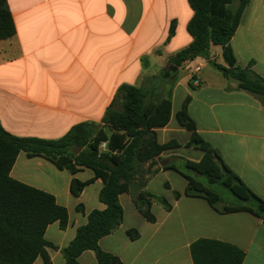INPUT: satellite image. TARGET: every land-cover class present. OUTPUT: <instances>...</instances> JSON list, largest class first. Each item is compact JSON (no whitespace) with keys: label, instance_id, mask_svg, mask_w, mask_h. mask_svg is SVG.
<instances>
[{"label":"crops","instance_id":"obj_1","mask_svg":"<svg viewBox=\"0 0 264 264\" xmlns=\"http://www.w3.org/2000/svg\"><path fill=\"white\" fill-rule=\"evenodd\" d=\"M7 2L17 32L0 40V123L17 137L56 140L80 123L100 124L122 85L141 87L147 78L159 76L170 58L193 41L188 25L194 11L188 0ZM174 21L175 35L166 43ZM230 45L239 65L254 62L255 71L264 76V0H251ZM211 56L228 67L221 46L212 45ZM230 87L235 86L201 57L184 63L167 83L163 98L172 101V117L155 132L160 144L176 140L180 147L141 166L130 192L119 198L124 209L122 225L99 242L104 251L124 264H194L192 243L208 238L242 249L246 254L243 264H264L261 218L246 211L221 214L199 197L176 198L188 180L175 169L164 168L183 157L182 152L191 161H200L204 155L187 147L191 132L175 122L191 96L188 113L198 133L264 199V109L254 97ZM11 177L52 194L67 208L68 227L62 230L56 222L45 233L54 246L47 248L52 264H66L62 250L75 239L77 229L87 224L90 212L106 208L100 201L103 180L90 168L81 167L73 175L26 152L18 155ZM74 178L90 182L80 196L71 191ZM140 180H146V190L171 205L167 209L153 202L154 223L135 204ZM157 180L160 188L155 187ZM80 204L85 212L78 210ZM132 229L140 233L136 240L128 234ZM79 262L98 264L93 251H85ZM34 264H45L44 258L38 257Z\"/></svg>","mask_w":264,"mask_h":264},{"label":"trees","instance_id":"obj_2","mask_svg":"<svg viewBox=\"0 0 264 264\" xmlns=\"http://www.w3.org/2000/svg\"><path fill=\"white\" fill-rule=\"evenodd\" d=\"M188 1L194 11L188 25L192 43L170 58V71L164 69L159 76L147 78L141 87L122 85L100 124L80 123L60 139L45 140L14 136L0 123V264H34L40 256L45 264H52L47 248L54 246L46 240V230L56 222L65 230L70 220L67 208L59 205L52 194L11 177L20 152H26L30 157H44L73 175L81 167L90 168L95 177L104 182L100 201L106 208L90 212L87 224L77 229L75 239L62 250L66 264H81L79 257L85 251H93L98 264H124L119 257L104 251L99 245L102 238L122 225L124 209L120 195L130 192L143 164H153L154 159L165 151L180 147L176 140L160 144L156 136L155 129L167 126L172 117V101L154 98L160 84L172 81L187 61L201 57L219 69L235 86L230 89L249 94L264 109V76L255 71L254 62L247 66L239 65L230 45L251 0ZM176 26L177 22H172L166 43L174 37ZM16 32L10 6L7 0H0V40H8ZM212 45L222 47L228 67L212 60ZM191 99V96L185 99L176 118L191 132L187 147L199 149L204 155L200 161L176 158L182 159L185 168L195 176L186 174L173 163L164 166L175 169L188 180L185 191L176 192V198L182 195L203 198L221 214L246 211L264 221V199L253 192L225 163L220 152L198 133L196 123L188 113ZM104 142L107 147L102 150ZM74 148L79 152H74ZM147 174L152 175L153 172ZM89 183L74 178L72 193L80 196ZM225 191L237 202L227 203L223 197ZM134 200L139 212L150 223L156 222L153 202L171 208L164 197L146 190V180L139 181ZM78 210L85 212L82 204L78 205ZM128 234L132 240L140 237L137 230H129ZM191 256L194 264H243L246 254L232 243L201 238L192 243Z\"/></svg>","mask_w":264,"mask_h":264},{"label":"rangeland","instance_id":"obj_3","mask_svg":"<svg viewBox=\"0 0 264 264\" xmlns=\"http://www.w3.org/2000/svg\"><path fill=\"white\" fill-rule=\"evenodd\" d=\"M217 69V68H216ZM218 70V73L221 75V76H223V73L219 70V69H217ZM182 76H183V74H182ZM168 83V82H167ZM167 83H161L160 84V86L158 87V89H157V91H156V95L154 96V98L156 99V100H160L161 98H163V97H165V95H166V90H167ZM175 122H177V120L175 121ZM184 151V150H183ZM185 152V151H184ZM181 155L184 157V158H186V155L182 152L181 153ZM173 164L176 166V167H178L179 169H181L183 172H185L186 174H188V175H191V176H195L194 175V173L192 172V171H190V170H188L187 168H185V166H184V162H183V160L182 159H174L173 160ZM199 179L200 180H202V181H206V179L205 178H203V177H199ZM160 186H161V184H160V182L157 180V181H155V187L156 188H160ZM223 197H224V199L226 200V202L227 203H235V202H237V200H236V198L234 197V196H232V195H230L228 192H223Z\"/></svg>","mask_w":264,"mask_h":264},{"label":"built area","instance_id":"obj_4","mask_svg":"<svg viewBox=\"0 0 264 264\" xmlns=\"http://www.w3.org/2000/svg\"><path fill=\"white\" fill-rule=\"evenodd\" d=\"M197 70H200V68H197ZM106 147H107V143L106 142H104V143L101 144V149L102 150H105Z\"/></svg>","mask_w":264,"mask_h":264},{"label":"water","instance_id":"obj_5","mask_svg":"<svg viewBox=\"0 0 264 264\" xmlns=\"http://www.w3.org/2000/svg\"><path fill=\"white\" fill-rule=\"evenodd\" d=\"M171 64H168L166 67V71H170Z\"/></svg>","mask_w":264,"mask_h":264}]
</instances>
